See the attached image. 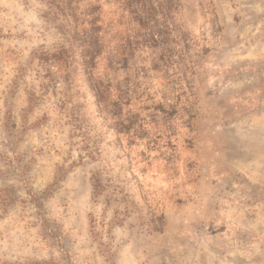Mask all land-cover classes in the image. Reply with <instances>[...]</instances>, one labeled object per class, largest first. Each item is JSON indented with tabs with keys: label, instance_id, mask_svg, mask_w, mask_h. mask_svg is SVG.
Wrapping results in <instances>:
<instances>
[{
	"label": "rangeland",
	"instance_id": "374dc122",
	"mask_svg": "<svg viewBox=\"0 0 264 264\" xmlns=\"http://www.w3.org/2000/svg\"><path fill=\"white\" fill-rule=\"evenodd\" d=\"M171 2L196 65L132 64L120 147L43 82L34 52L67 45L45 0H0V264H264V0Z\"/></svg>",
	"mask_w": 264,
	"mask_h": 264
},
{
	"label": "trees",
	"instance_id": "16d2710c",
	"mask_svg": "<svg viewBox=\"0 0 264 264\" xmlns=\"http://www.w3.org/2000/svg\"><path fill=\"white\" fill-rule=\"evenodd\" d=\"M45 2L53 19L59 21L57 27L67 45L34 52L44 71L43 82L46 86L59 84L72 111L83 113L93 105L103 122L113 127L120 147H125V140L131 143L141 137L139 130L145 121L139 107L133 105L141 98L136 78L143 68H137L136 78L131 80L132 64L145 66L141 55L150 52L154 54L152 70L196 65L192 56L181 54L179 40L173 36L180 6H171V0ZM201 51L206 53L207 48L202 46ZM36 100L32 89L30 102Z\"/></svg>",
	"mask_w": 264,
	"mask_h": 264
}]
</instances>
